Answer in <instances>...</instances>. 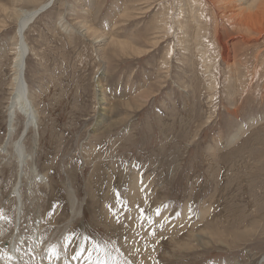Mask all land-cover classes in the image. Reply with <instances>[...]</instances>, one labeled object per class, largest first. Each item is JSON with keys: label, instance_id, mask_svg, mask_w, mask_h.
Returning <instances> with one entry per match:
<instances>
[{"label": "rangeland", "instance_id": "1", "mask_svg": "<svg viewBox=\"0 0 264 264\" xmlns=\"http://www.w3.org/2000/svg\"><path fill=\"white\" fill-rule=\"evenodd\" d=\"M43 1L0 4L28 10ZM56 1L25 31V77L38 113L31 162L47 180H32L26 167L22 234L38 216L46 247L61 244L68 260L80 253L83 264H133L130 247H138V264H257L264 253V34H239L221 0H78L98 37H137L132 47L141 51L96 52L59 27L62 4L73 0ZM258 8L244 16L254 18ZM194 14L205 25L199 33ZM1 24L0 145L16 29L0 13ZM132 89L152 93L138 106ZM6 162L0 156L7 222L0 255L15 227L16 171ZM72 193L81 211L73 220Z\"/></svg>", "mask_w": 264, "mask_h": 264}, {"label": "bare ground", "instance_id": "2", "mask_svg": "<svg viewBox=\"0 0 264 264\" xmlns=\"http://www.w3.org/2000/svg\"><path fill=\"white\" fill-rule=\"evenodd\" d=\"M18 1L19 2H27V3L33 2V0H18ZM212 1H214V4H215V2H218V3L222 2V5H225L223 3L227 2L226 5L224 6L226 8V11L223 13L224 14L226 13L225 17L233 15L232 17H233L234 21H233V26L232 25L231 26L234 27L239 34H250V35H253L252 37L256 36V38L261 37L264 34V18H263V16H264V4H262L260 6V3L258 4V2L260 0H254L252 2L250 1L251 2L250 4L249 3L247 4V2L245 3L242 0H221V2H220V0H212ZM56 2H57L56 0H45L41 3H39L38 5H36V7L32 8V9H28V10L27 9H12V8L8 9L3 4H0V13L3 14L4 17H6L7 19H10V20L12 19L16 25V29L14 32V42H13V46H14L13 58H12V64L10 66L11 72L13 74H12V78L8 84L10 96L8 97V103H7L8 107H6V108H8V114L6 112V117H7L6 136H5L3 143L0 145V156L4 157V160H6L8 162H12L14 164V169L16 171V181H15V184L13 185V189L11 191V197L13 198V200L15 199V211H14L15 213H13V215H14L13 217H15V227L13 230V235H12L11 241L9 240V245H10L9 250L4 255H0V264H83L84 257L82 259V256L80 255V253H77L79 255L74 253L76 255V257L74 255L73 256L74 258L68 260V257L65 256V251H63L62 245L59 243H58L59 246H57L55 248H52L54 245L53 246L50 245L52 249H50V247L49 248L46 247V244L37 235L38 226H39L38 224L40 222L39 219H38L39 221L37 222V218H39L38 216H36V217L34 216L35 217L34 219L36 222L34 224V227L32 229L30 228L32 230V232L31 231L27 232V235L26 234L23 235L21 232V225L23 222V214H24L23 213L24 202H23V198H22L23 194H21V187L24 185V184L22 185L23 176L26 174V171L28 173V169L26 167L29 165L28 167L30 170L32 180L40 179L41 181H43L45 183H46L45 180H47L45 177H43L42 175H40L38 173V171L36 170V168L34 166L35 164L33 165L31 162L32 157L34 155V151H36V146H37V139L35 137V134L38 131V120H37L38 119V113H37V110L33 106V103L30 99V97L32 95V93H31L32 91H30V87H29L28 82H27L26 77H25L26 59H27V56L30 54V48H29V46L25 40V31L27 29H29V26L35 21L36 18H38V16L40 14H42L43 12L50 9ZM241 4H245V6L238 7ZM256 4H257V8L259 6L260 7L258 8V12L255 14V17L253 18V15L250 13H247V15L244 16L245 12L248 11L249 8H251V6L256 5ZM78 5H79L78 0H73V4L69 3V2L68 3L64 2L62 4L63 10L59 13V18H58V24L62 30L68 32L69 34L71 33V34L81 35L86 40L88 39V41L92 44V46L94 47L96 52H101L102 50H104L106 48H108V49L113 48V49H118L121 52L123 51V53L128 49L134 50L135 53H138V54L141 53V51L137 52L135 50V48L132 47L133 41H135V39L137 37L132 38V39L131 38L120 39V38H115L114 36H109L108 34H104V33H102V35H99V37H98V35H97L98 33L95 34L96 32H98V30L96 31V29L94 30L93 28H91L92 26L89 24V21L87 20V18H89V17L87 16V14H85L84 7L83 8L78 7ZM222 5H219V6L221 7ZM234 7L238 8L239 13L236 14V12H234L235 10L233 11ZM147 11H150L149 6L147 7V10H145V13H148ZM221 11H222V9H221ZM223 13H221V16ZM123 16H125V14ZM190 16L191 15H189V17ZM200 17L202 18V16H199L198 14L192 15V18L190 17L192 23L194 24L193 26H194L196 33H199L200 29L205 27V25H203V24H202L203 26L201 24L200 25L198 24L199 23L198 19H201ZM159 22H161V21L158 20V21L154 22L155 26H153V29H155V31L151 33L152 35H156L157 34L156 31L160 29ZM0 26L2 27L3 24H1ZM92 36H94V37H92ZM156 44H158V43H156ZM97 54L98 53H96V55ZM151 93H152V91L147 92V91L142 90V89H140V90L134 89L131 93H129L130 94L129 96H133L134 98H137L134 100L137 101L136 105L139 106L142 103H145L144 101H146L150 97L149 95H151ZM104 96H105V94H104ZM104 99H106V98H104L102 96L101 101L105 103ZM102 115H105V114L102 113ZM18 117L20 118L19 120H17ZM101 121H103V118ZM35 125H36V128H35ZM28 136H29L30 143H31L30 151L26 147L27 146L26 141L28 139ZM233 139H235V138H233ZM8 162H6V163L9 164ZM130 194L133 197H137V194L135 193V189H134V187H132V185L130 186ZM30 196L32 197V195H30ZM69 196L71 197V220H73L77 216H79L81 211H79V210L77 211L74 208L77 204V199L75 198L74 194L72 193ZM125 196H127V195H125ZM32 203H33V201H32ZM25 206H27V205H25ZM29 207H30V205H29ZM3 214L4 213H2V211H0V221H1L0 233L1 234H5L6 228H7L5 225V222H6L5 218L3 217L6 214L5 215H3ZM108 218H110V217H108ZM31 219H32V217H31ZM106 219H107V217H106ZM133 219H135L134 216H133ZM8 224H9V222H8ZM111 224H113V223H111ZM25 225H27V224H25ZM29 226H31V225H29ZM65 226H67V225H65ZM65 226L62 227V229L65 228ZM111 227H112V225H111ZM36 230H37V232H36ZM63 235H64V233L62 231L60 236L63 237ZM196 236L197 235L194 234V237H196ZM20 238L23 241H19ZM130 239L131 240H129V242H132L133 244H135L133 238H130ZM6 242L7 241H5L4 243H6ZM46 242H48V241H46ZM58 242H60V241H58ZM135 249L138 250V247L127 248L126 252L130 253V255H132L134 257V258L132 257L133 264H138L137 263L138 260H135V259H137L136 256H138L137 252L136 253L134 252ZM140 259H142L141 261H143V260L145 261L147 259L146 254H145V256H143ZM126 260H127V258H126ZM88 261H89V259H88ZM127 261H129V260H127ZM263 262H264V253L259 258L257 264H262ZM130 263H131V261H130Z\"/></svg>", "mask_w": 264, "mask_h": 264}, {"label": "snow or ice", "instance_id": "3", "mask_svg": "<svg viewBox=\"0 0 264 264\" xmlns=\"http://www.w3.org/2000/svg\"><path fill=\"white\" fill-rule=\"evenodd\" d=\"M94 248H97L98 246L97 245H93Z\"/></svg>", "mask_w": 264, "mask_h": 264}, {"label": "water", "instance_id": "4", "mask_svg": "<svg viewBox=\"0 0 264 264\" xmlns=\"http://www.w3.org/2000/svg\"><path fill=\"white\" fill-rule=\"evenodd\" d=\"M52 5V4H51Z\"/></svg>", "mask_w": 264, "mask_h": 264}]
</instances>
